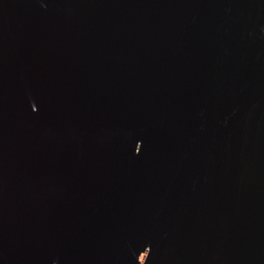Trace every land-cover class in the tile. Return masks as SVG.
<instances>
[{
  "label": "water",
  "instance_id": "obj_1",
  "mask_svg": "<svg viewBox=\"0 0 264 264\" xmlns=\"http://www.w3.org/2000/svg\"><path fill=\"white\" fill-rule=\"evenodd\" d=\"M0 264H264V0H0Z\"/></svg>",
  "mask_w": 264,
  "mask_h": 264
}]
</instances>
